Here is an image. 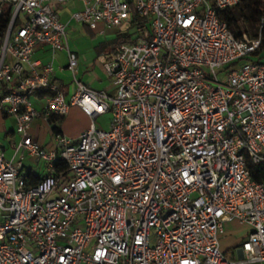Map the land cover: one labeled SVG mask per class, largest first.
<instances>
[{
  "label": "built area",
  "instance_id": "obj_1",
  "mask_svg": "<svg viewBox=\"0 0 264 264\" xmlns=\"http://www.w3.org/2000/svg\"><path fill=\"white\" fill-rule=\"evenodd\" d=\"M240 1L83 0L75 21L136 31L101 56L110 94L75 76L78 57L54 9L68 0H0V15L10 12L0 112L16 119L19 138L12 158L0 150V264H264V183L247 167L248 158L264 160V61L254 58L264 16L255 32L244 25L235 35L221 15ZM40 45L53 58L68 51L70 100L53 63L33 57ZM72 104L90 127L76 139L56 132L47 151L33 121L62 117ZM25 154L47 164L36 184ZM233 220L251 231L226 253L220 233Z\"/></svg>",
  "mask_w": 264,
  "mask_h": 264
},
{
  "label": "crops",
  "instance_id": "obj_2",
  "mask_svg": "<svg viewBox=\"0 0 264 264\" xmlns=\"http://www.w3.org/2000/svg\"><path fill=\"white\" fill-rule=\"evenodd\" d=\"M84 8L85 3L83 0H68L65 4L54 3V9L60 20L67 24L69 48L78 57L75 76L91 89L105 90L110 94H115L116 87L107 75L101 56L111 53L118 42V38L126 35L117 33L116 36H109V34L120 32V30L108 27L104 23H100L96 29H91L72 19L74 12L83 10ZM260 52L256 57L264 61V48ZM52 54L50 45H40L35 49L33 57L40 60L43 65L53 63L55 77L63 86L67 99L70 100L76 92V83L73 72L68 68V51H59L55 54L54 58ZM33 102L34 106L39 110L44 109L45 102L43 98H33ZM110 117V113L101 115L96 120V125L99 128L107 127ZM91 123V118L83 109L77 104H72L69 112L60 117L56 125L61 133L76 139L83 131L90 127ZM15 126L16 119L13 116L0 112V150L4 151L8 158L14 156L13 143L19 139ZM54 126V121H48L44 118H37L32 123L31 133L47 151L55 149V133L57 131L54 129ZM20 156L19 154L15 158V161H19ZM23 165L28 169V172L32 173L34 182H37L49 173L44 160H40L29 154L24 155Z\"/></svg>",
  "mask_w": 264,
  "mask_h": 264
},
{
  "label": "trees",
  "instance_id": "obj_3",
  "mask_svg": "<svg viewBox=\"0 0 264 264\" xmlns=\"http://www.w3.org/2000/svg\"><path fill=\"white\" fill-rule=\"evenodd\" d=\"M264 16V0H241L240 3L231 10L222 11L221 19L227 23L229 28L235 33V35H241V31L244 25L250 26L253 32L256 31L260 19ZM10 20V12L0 15V34L3 33ZM135 22L140 20L139 17H135ZM264 32V31H263ZM129 39V35L119 37L118 43ZM261 52H257L256 55ZM60 119V117H59ZM58 117H52L51 120H58ZM57 132H60L58 126H54ZM247 167L249 168L253 178L261 183H264V160L260 162H253L249 158L247 159ZM59 170L67 168L64 161H59L57 164ZM27 179L30 184H36L34 182L32 173L28 172Z\"/></svg>",
  "mask_w": 264,
  "mask_h": 264
},
{
  "label": "rangeland",
  "instance_id": "obj_4",
  "mask_svg": "<svg viewBox=\"0 0 264 264\" xmlns=\"http://www.w3.org/2000/svg\"><path fill=\"white\" fill-rule=\"evenodd\" d=\"M118 34H130L133 38L136 36L135 28H131L130 30H122L120 32H115L109 34V36H116ZM257 59L258 57H254ZM34 94H32V97ZM106 128V127H105ZM56 194H54L55 196ZM251 231V227L248 224H242L237 220L227 221L224 224V231L220 233V245L222 251L226 253H231L235 249H237L242 242L247 238L249 232Z\"/></svg>",
  "mask_w": 264,
  "mask_h": 264
}]
</instances>
